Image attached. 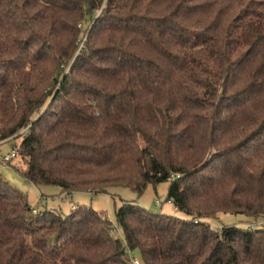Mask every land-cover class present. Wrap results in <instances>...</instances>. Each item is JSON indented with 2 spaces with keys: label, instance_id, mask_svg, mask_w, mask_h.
I'll return each instance as SVG.
<instances>
[{
  "label": "trees",
  "instance_id": "16d2710c",
  "mask_svg": "<svg viewBox=\"0 0 264 264\" xmlns=\"http://www.w3.org/2000/svg\"><path fill=\"white\" fill-rule=\"evenodd\" d=\"M8 139L27 182L168 181L187 217L35 213L0 172V264H264V227L207 221L264 214V0H0Z\"/></svg>",
  "mask_w": 264,
  "mask_h": 264
},
{
  "label": "rangeland",
  "instance_id": "374dc122",
  "mask_svg": "<svg viewBox=\"0 0 264 264\" xmlns=\"http://www.w3.org/2000/svg\"><path fill=\"white\" fill-rule=\"evenodd\" d=\"M12 142V139L0 141V156L10 151L13 143H17V141ZM18 164L20 165L21 162L17 157L9 163L0 161L1 175L15 187L26 193L28 202L35 208L36 212L42 211L46 207L57 210L62 214H68L74 205H88L102 212L112 224H116L115 209L121 205L122 201L126 200L134 201L143 208L153 212H162L183 218L187 217L185 213L177 210L167 200L168 181L160 182L155 186L149 183L141 194L129 187L115 186L108 188L106 193L77 191L64 195L60 192L59 187L35 185L27 182L17 168L14 167ZM207 221L213 228L223 225L264 227V214L252 217L244 214L218 212L214 218H209ZM133 258L143 264L137 252L134 253Z\"/></svg>",
  "mask_w": 264,
  "mask_h": 264
},
{
  "label": "built area",
  "instance_id": "2783aa9c",
  "mask_svg": "<svg viewBox=\"0 0 264 264\" xmlns=\"http://www.w3.org/2000/svg\"><path fill=\"white\" fill-rule=\"evenodd\" d=\"M18 155V148L17 146H13L9 152L2 154L0 156V161L2 163H8L9 161L13 160L14 158H16ZM36 213V211H35ZM129 258H130V262L131 264H140L138 260L133 258V255L129 254Z\"/></svg>",
  "mask_w": 264,
  "mask_h": 264
},
{
  "label": "crops",
  "instance_id": "0c3cea01",
  "mask_svg": "<svg viewBox=\"0 0 264 264\" xmlns=\"http://www.w3.org/2000/svg\"><path fill=\"white\" fill-rule=\"evenodd\" d=\"M61 192V191H60ZM62 193V192H61ZM65 195V193H63Z\"/></svg>",
  "mask_w": 264,
  "mask_h": 264
}]
</instances>
